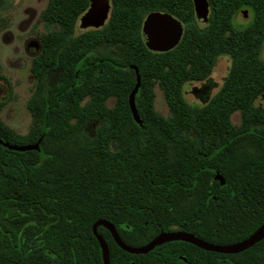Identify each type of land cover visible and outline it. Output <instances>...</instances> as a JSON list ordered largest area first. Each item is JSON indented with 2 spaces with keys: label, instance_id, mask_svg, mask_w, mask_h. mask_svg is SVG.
Listing matches in <instances>:
<instances>
[{
  "label": "trees",
  "instance_id": "trees-1",
  "mask_svg": "<svg viewBox=\"0 0 264 264\" xmlns=\"http://www.w3.org/2000/svg\"><path fill=\"white\" fill-rule=\"evenodd\" d=\"M89 1L47 0L40 21L53 29L32 60L30 130L19 136L0 122L4 143L39 141L38 151L0 145V264H103L91 230L99 220L132 248L174 230L220 246L242 242L264 223V111L253 105L264 92V0H207L202 29L192 0H110L106 24L74 36ZM243 8L252 21L237 29L233 16ZM155 12L183 25L163 53L140 34ZM222 55L230 67L220 88L202 106L187 103L184 85L207 79ZM134 69L139 122L129 105ZM51 72L59 80L48 85ZM155 87L167 117L154 110ZM96 231L110 264H264V238L237 254L170 241L133 255L105 228Z\"/></svg>",
  "mask_w": 264,
  "mask_h": 264
},
{
  "label": "rangeland",
  "instance_id": "rangeland-1",
  "mask_svg": "<svg viewBox=\"0 0 264 264\" xmlns=\"http://www.w3.org/2000/svg\"><path fill=\"white\" fill-rule=\"evenodd\" d=\"M47 0H0V122L19 136H25L31 127V116L26 103L31 96L35 80L31 74L32 60L40 54V37L53 29L52 26L40 21L41 12L45 9ZM251 21L249 13L246 17L242 12L233 19L235 28H244ZM247 22V23H246ZM202 29L205 25L200 22ZM93 29H81L77 21L74 36ZM30 42H34L31 49L35 55L27 51ZM261 59L264 60V45L261 49ZM230 67V58L219 56L215 61L209 80L212 83L210 93L204 97L203 91L207 82H187L183 87V96L187 103L195 106L204 105L220 88ZM59 80L56 72L46 76L48 85ZM87 100V99H86ZM154 110L162 117L168 116V107L163 94L158 87L154 88ZM106 107L113 106V99L106 101ZM253 105L264 111V93L258 94ZM231 123H240V115H231ZM95 124L90 123L86 132L92 135Z\"/></svg>",
  "mask_w": 264,
  "mask_h": 264
},
{
  "label": "water",
  "instance_id": "water-1",
  "mask_svg": "<svg viewBox=\"0 0 264 264\" xmlns=\"http://www.w3.org/2000/svg\"><path fill=\"white\" fill-rule=\"evenodd\" d=\"M195 16L200 21L207 20L208 14V3L207 0H192ZM109 1L108 0H90L89 7L85 13L80 17V28H101L109 13ZM182 35V26L179 21L166 13H151L146 16L143 21L141 28V38L144 45L153 52L163 53L167 52L173 47H175ZM34 42H30L27 46V51L31 55L36 54V50L31 49V46ZM135 70V69H134ZM136 82L134 89L129 98V105L131 113L135 121L139 122L138 116L134 106V95L139 87V75L135 70ZM0 145L4 148H7L11 151L25 152V151H38L39 150V141L33 145L28 146H15L8 143H4L0 140ZM215 180L219 181L221 185L224 184L223 179L219 176H215ZM105 228L111 235L114 243L122 251L133 254V255H144L149 253L156 246L170 241H181L188 244H191L201 250L218 253V254H237L243 252L264 238V223L256 229L250 236L240 243L231 246H220L211 244L209 242L203 241L192 234L185 233L182 231H169V232H160L155 236L149 243L141 247L132 248L125 245L119 238L115 228L107 221L99 220L93 224L91 230L92 234L97 240L101 253L103 264L109 263V254L105 241L97 233V227ZM133 264V263H131Z\"/></svg>",
  "mask_w": 264,
  "mask_h": 264
},
{
  "label": "flooded vegetation",
  "instance_id": "flooded-vegetation-1",
  "mask_svg": "<svg viewBox=\"0 0 264 264\" xmlns=\"http://www.w3.org/2000/svg\"><path fill=\"white\" fill-rule=\"evenodd\" d=\"M109 1V6H110V9H109V13H108V17H107V19H106V21H105V23H104V25L106 24V22H107V20H108V18H109V15H110V10H111V2H110V0H108ZM89 3H90V1H89ZM207 3H208V1H207ZM192 4H193V2H192ZM89 7V6H88ZM88 9V8H87ZM193 10H194V7H193ZM240 12H242L243 13V15H244V18L246 17V13L248 12L249 13V18H250V16H251V21H252V14H251V12H250V10L249 9H247V8H243V9H241V10H239L234 16H233V19L235 18V16L238 14V13H240ZM155 13H161V12H155ZM209 13H210V7H209V3H208V14H207V20L204 22V21H200V20H198L197 18H196V16H195V19H196V21L198 22V25H199V23L200 22H202L204 25H206V23H207V21H208V17H209ZM151 14V13H150ZM83 15V14H82ZM149 15V14H148ZM194 15H195V12H194ZM146 18V17H145ZM80 19V18H79ZM79 19H78V22H79V25H80V21H79ZM251 21H247L248 22V24L246 25V26H248L249 24H250V22ZM246 22V23H247ZM232 23H233V20H232ZM143 24V23H142ZM181 24V23H180ZM103 25V26H104ZM102 26V27H103ZM181 26H182V33H183V25L181 24ZM234 26V25H233ZM245 26V27H246ZM80 27V26H79ZM101 27V28H102ZM244 27V28H245ZM141 28H142V26H141ZM87 29H93V30H97V29H94V28H87ZM98 29H100V28H98ZM239 29H242V28H239ZM140 34H141V32H140ZM182 36V35H181ZM142 39V38H141ZM263 47V46H262ZM148 49V48H147ZM262 49V48H261ZM204 81V80H203ZM205 81L207 82V85H206V87H205V90L203 91V94H204V97H206L209 93H210V91H211V87L213 86L212 85V83H211V81L209 80V77L207 78V79H205ZM201 82V81H200ZM264 93V92H263ZM255 99V98H254Z\"/></svg>",
  "mask_w": 264,
  "mask_h": 264
}]
</instances>
